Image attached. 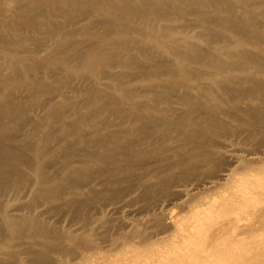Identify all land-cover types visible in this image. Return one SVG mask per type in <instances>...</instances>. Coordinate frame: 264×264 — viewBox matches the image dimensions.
Segmentation results:
<instances>
[{"label": "bare ground", "instance_id": "1", "mask_svg": "<svg viewBox=\"0 0 264 264\" xmlns=\"http://www.w3.org/2000/svg\"><path fill=\"white\" fill-rule=\"evenodd\" d=\"M0 264H264V0H0Z\"/></svg>", "mask_w": 264, "mask_h": 264}]
</instances>
